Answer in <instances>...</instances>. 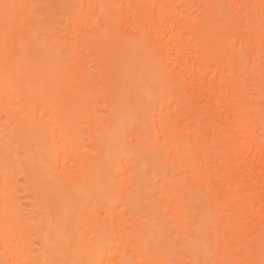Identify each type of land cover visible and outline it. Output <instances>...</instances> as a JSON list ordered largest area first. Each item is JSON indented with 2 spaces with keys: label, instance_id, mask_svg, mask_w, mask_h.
Segmentation results:
<instances>
[{
  "label": "bare ground",
  "instance_id": "obj_1",
  "mask_svg": "<svg viewBox=\"0 0 264 264\" xmlns=\"http://www.w3.org/2000/svg\"><path fill=\"white\" fill-rule=\"evenodd\" d=\"M262 261L264 0H0V264Z\"/></svg>",
  "mask_w": 264,
  "mask_h": 264
},
{
  "label": "snow or ice",
  "instance_id": "obj_2",
  "mask_svg": "<svg viewBox=\"0 0 264 264\" xmlns=\"http://www.w3.org/2000/svg\"><path fill=\"white\" fill-rule=\"evenodd\" d=\"M5 7L7 8L8 6H7V5H5ZM261 264H264V261H262V262H261Z\"/></svg>",
  "mask_w": 264,
  "mask_h": 264
}]
</instances>
